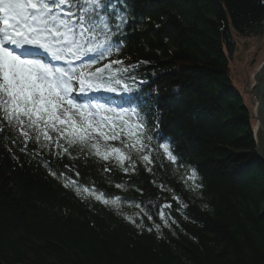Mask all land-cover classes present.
I'll return each instance as SVG.
<instances>
[{"label": "trees", "instance_id": "obj_1", "mask_svg": "<svg viewBox=\"0 0 264 264\" xmlns=\"http://www.w3.org/2000/svg\"><path fill=\"white\" fill-rule=\"evenodd\" d=\"M128 2L136 23L128 25L125 47L112 59L150 62L136 71L149 81L143 92L153 93L149 104L155 101L162 114L161 132L171 139L181 163L196 167L203 188L199 194L188 192L180 180L184 170L174 172L162 150L153 173L142 165L132 175L115 169L104 173L103 162L95 158L53 162L60 171L74 163L81 183L94 181L106 193L152 201L146 206L156 223L162 224L160 205L173 204L176 224L162 226L159 238L155 230L140 233L102 204L81 202L36 159L6 141L12 133L5 129L0 133V261L264 264V165L254 153L249 110L228 74L234 35L249 37L264 27V0ZM150 125L155 126L154 119ZM34 147L29 144L30 150ZM121 181H129L128 191L114 187ZM160 184L188 205L183 214ZM123 210L136 211L127 203ZM144 224L151 227L152 221L144 217Z\"/></svg>", "mask_w": 264, "mask_h": 264}, {"label": "snow or ice", "instance_id": "obj_2", "mask_svg": "<svg viewBox=\"0 0 264 264\" xmlns=\"http://www.w3.org/2000/svg\"><path fill=\"white\" fill-rule=\"evenodd\" d=\"M135 23L128 0H0V133L10 130L12 136L5 140L36 159L81 202L94 200L138 232L155 230L159 238L162 226L177 223L172 203L160 205L162 224L156 223L146 206L152 201L106 193L94 181L81 183L74 163L63 165L64 171L53 167L64 157L73 162L83 157L103 162L104 173L115 169L132 175L138 165L153 173L162 150L174 172L184 170L180 180L185 189L201 192L196 167L181 163L171 139L160 130L162 114L155 101L149 104L153 93L143 92L149 81L136 75L150 62L112 59L125 47L128 25ZM29 144L35 147L30 150ZM128 186L129 181L114 184L125 192ZM158 187L172 194L183 214L188 205L172 188ZM125 203L136 211L124 212ZM144 217L152 221L151 227L145 226Z\"/></svg>", "mask_w": 264, "mask_h": 264}, {"label": "rangeland", "instance_id": "obj_3", "mask_svg": "<svg viewBox=\"0 0 264 264\" xmlns=\"http://www.w3.org/2000/svg\"><path fill=\"white\" fill-rule=\"evenodd\" d=\"M234 43L232 56L228 58L230 84L241 94L247 105L252 96L245 90L252 84L256 69L264 61V27L249 37L234 35Z\"/></svg>", "mask_w": 264, "mask_h": 264}, {"label": "water", "instance_id": "obj_4", "mask_svg": "<svg viewBox=\"0 0 264 264\" xmlns=\"http://www.w3.org/2000/svg\"><path fill=\"white\" fill-rule=\"evenodd\" d=\"M246 93L252 96L255 101L254 120L256 128L253 131L254 153L264 165V61L258 66L252 78V84ZM0 264H3L0 261Z\"/></svg>", "mask_w": 264, "mask_h": 264}, {"label": "bare ground", "instance_id": "obj_5", "mask_svg": "<svg viewBox=\"0 0 264 264\" xmlns=\"http://www.w3.org/2000/svg\"><path fill=\"white\" fill-rule=\"evenodd\" d=\"M250 113V123H251V128L252 131L255 130L256 128V121L254 120V110H255V101L251 98V101L249 104L245 105Z\"/></svg>", "mask_w": 264, "mask_h": 264}]
</instances>
